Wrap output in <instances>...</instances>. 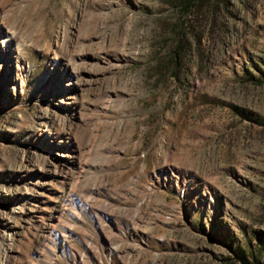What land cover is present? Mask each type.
Segmentation results:
<instances>
[{"label": "rangeland", "instance_id": "374dc122", "mask_svg": "<svg viewBox=\"0 0 264 264\" xmlns=\"http://www.w3.org/2000/svg\"><path fill=\"white\" fill-rule=\"evenodd\" d=\"M184 1L0 0V264H264V0Z\"/></svg>", "mask_w": 264, "mask_h": 264}, {"label": "bare ground", "instance_id": "6f19581e", "mask_svg": "<svg viewBox=\"0 0 264 264\" xmlns=\"http://www.w3.org/2000/svg\"><path fill=\"white\" fill-rule=\"evenodd\" d=\"M1 13L2 9L0 8V68L3 71L6 83H11L14 86L26 76L29 59L26 50L20 43L18 34L7 26ZM60 66L57 67L53 63L50 68L51 76L59 80L57 91L62 94L79 92L85 73L84 66L78 69L70 61H64ZM64 213L65 201L60 205L56 219L61 218ZM48 233L51 234V231H48Z\"/></svg>", "mask_w": 264, "mask_h": 264}, {"label": "trees", "instance_id": "16d2710c", "mask_svg": "<svg viewBox=\"0 0 264 264\" xmlns=\"http://www.w3.org/2000/svg\"><path fill=\"white\" fill-rule=\"evenodd\" d=\"M228 0L226 2V10L228 11L229 7ZM184 4V12L194 16H201L204 14L203 11V0H185ZM211 6L207 7V11L211 10ZM212 15L214 16L217 13V7H213L211 11ZM185 25H175L174 34L176 38V42L170 46V58L169 61L173 62V65L177 68L181 66L183 62V54L186 52H190L193 49L194 44L198 45L199 39L193 35V43L188 42L187 38L185 37L184 33Z\"/></svg>", "mask_w": 264, "mask_h": 264}]
</instances>
